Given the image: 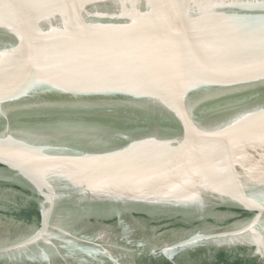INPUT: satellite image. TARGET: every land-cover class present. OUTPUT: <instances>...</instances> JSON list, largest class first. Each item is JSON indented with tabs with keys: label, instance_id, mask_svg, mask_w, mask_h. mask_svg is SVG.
<instances>
[{
	"label": "water",
	"instance_id": "1",
	"mask_svg": "<svg viewBox=\"0 0 264 264\" xmlns=\"http://www.w3.org/2000/svg\"><path fill=\"white\" fill-rule=\"evenodd\" d=\"M0 144V164L20 167L25 146L48 145L41 165L68 177L49 194L80 195L42 203L29 256H66L71 229L104 240L85 216L128 233L126 211L223 205L257 213L217 243L255 245L264 263V0H0Z\"/></svg>",
	"mask_w": 264,
	"mask_h": 264
},
{
	"label": "flooded vegetation",
	"instance_id": "2",
	"mask_svg": "<svg viewBox=\"0 0 264 264\" xmlns=\"http://www.w3.org/2000/svg\"><path fill=\"white\" fill-rule=\"evenodd\" d=\"M43 132L49 134L48 132L53 130ZM68 136L65 142L73 138L71 134ZM79 146H81L79 148H85L84 145ZM18 147L21 148V146ZM25 148L28 149H26L28 156L24 153V157L32 160L25 161L23 167L9 162L0 164V171L12 175L0 177V264H209L219 251L229 252L242 258H252L257 262L260 259V256L255 254V245L240 242L227 246L217 243V235L226 232L220 228L228 227L232 222L246 224L252 221L257 213V211L223 205L214 209L213 213L220 215L219 217L212 215L206 218H200L197 215L193 218L181 215L150 217L146 214L126 211V216L138 228L128 233L118 226V216L111 219H97V221L93 217L85 216L83 222L88 226L108 231L104 240H101V234L97 237L87 236L71 229L68 232L66 256L60 252L57 256H47L43 259L29 256L26 251L39 243L46 231H42V203L45 204V208H48L47 199L50 194H54L59 199H70L71 196L79 197L80 195L72 192L49 194L50 188L60 190L56 185L65 184L66 182L62 180L68 177L65 178L60 170H47L48 166L41 165L40 159L48 155L40 154V152L42 149H50L48 145L39 149L35 146H25ZM29 149L35 151L30 153ZM69 149L52 153L53 156L49 157H52L54 161L62 162L65 158L71 157ZM4 151L7 150L4 149ZM21 168H27L33 172L36 182L39 183L38 187L22 177L20 171L23 173L24 171ZM13 174L18 175L19 179ZM45 184L50 185L48 187ZM67 186L68 189L65 190L73 191L70 183ZM33 208L39 212V218L31 214V220L26 221L24 216ZM86 244L91 247H85ZM51 254L48 253V255Z\"/></svg>",
	"mask_w": 264,
	"mask_h": 264
},
{
	"label": "trees",
	"instance_id": "3",
	"mask_svg": "<svg viewBox=\"0 0 264 264\" xmlns=\"http://www.w3.org/2000/svg\"><path fill=\"white\" fill-rule=\"evenodd\" d=\"M31 214L34 217L39 218V212L33 208L30 210V212L26 213V216H24L26 221L31 220V216H32ZM209 264H264V263L257 262L255 259L252 258L251 259L242 258L240 256L233 255L229 252L219 251L214 255L213 260Z\"/></svg>",
	"mask_w": 264,
	"mask_h": 264
}]
</instances>
